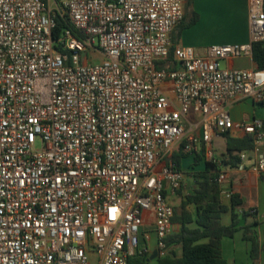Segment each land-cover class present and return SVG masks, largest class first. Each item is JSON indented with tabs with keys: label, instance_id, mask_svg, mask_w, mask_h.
<instances>
[{
	"label": "built area",
	"instance_id": "obj_1",
	"mask_svg": "<svg viewBox=\"0 0 264 264\" xmlns=\"http://www.w3.org/2000/svg\"><path fill=\"white\" fill-rule=\"evenodd\" d=\"M184 15L183 0H0V264H131L153 254L148 215L164 255L180 147L196 156L241 131L264 175V121L228 110L264 104V68L222 67L264 42L263 0L250 43L204 56L173 48ZM58 16L80 35L54 40ZM216 181L230 202L228 173Z\"/></svg>",
	"mask_w": 264,
	"mask_h": 264
},
{
	"label": "crops",
	"instance_id": "obj_2",
	"mask_svg": "<svg viewBox=\"0 0 264 264\" xmlns=\"http://www.w3.org/2000/svg\"><path fill=\"white\" fill-rule=\"evenodd\" d=\"M185 15L183 21H189L198 16L195 24L182 29V22L175 28L172 34L173 48L176 47H192L198 54L206 55L207 49L215 45H236L250 43V19L249 7L253 0H183ZM224 65L230 69H251L257 67L253 61V57H244L229 61H224ZM233 119L236 122L242 120L259 119L264 121V104H255L251 100L237 102L228 107ZM198 134V131L196 132ZM233 137H243L246 134L241 131L231 133ZM223 139L224 145L222 150L215 147V141ZM221 148V147H220ZM264 149V142H263ZM203 151L204 157L195 167V157L188 156L182 160L183 173L185 174V182L183 188L191 191L195 187L194 177L192 173L203 171L205 169L204 161L215 160L222 164L227 152L225 138L221 135L214 138L212 147ZM211 153V156H210ZM250 159L241 161L235 166L222 164L223 171L228 173L229 188L234 194L242 199V207L237 209L238 213L242 210H253V216L247 219L241 218L240 226L256 222L252 227L255 235L258 237L261 247L263 248L260 259L257 264H264V179L253 171L254 163L253 154ZM187 161V164L185 162ZM186 174L190 175L188 180H192V186L189 181L186 183ZM179 194V193H178ZM177 194V195H178ZM177 195L174 197L176 198ZM173 198V199H174ZM225 204L229 205V202ZM222 223L230 225L232 223V211L229 210L222 214ZM153 216H147V224L145 229L153 232ZM180 225L173 223V233L180 231ZM154 233V232H153ZM152 234H150L151 237ZM150 244V242H149ZM250 242L245 240L244 230L238 231L232 238H224L222 241V256L228 264H252L250 258ZM156 249V248H155ZM153 249L152 251H154ZM178 257L182 256V247L179 245L172 246Z\"/></svg>",
	"mask_w": 264,
	"mask_h": 264
},
{
	"label": "trees",
	"instance_id": "obj_3",
	"mask_svg": "<svg viewBox=\"0 0 264 264\" xmlns=\"http://www.w3.org/2000/svg\"><path fill=\"white\" fill-rule=\"evenodd\" d=\"M264 7V0H263ZM198 20L196 15L188 22L183 21L181 28H187L195 24ZM71 29L76 35V31L67 16L56 19V28L53 31L54 40H58L64 29ZM172 58V57H171ZM253 61L258 68H264V42L253 45ZM226 140L227 152L222 164L235 166L240 162V155L243 152L251 153L254 150V137L250 134L243 137H233L229 133L223 134ZM178 148L174 152L173 163L178 170L183 171L182 160L187 158ZM203 154H197L194 167L201 162ZM205 169L194 172L195 187L181 200L178 207H174L173 223L179 224L180 231L168 237V251L164 255H158L157 259L151 260L148 253L140 258L133 260L131 264H228L222 256V241L224 238H232L241 229L244 230L245 240L250 242V258L252 264H257L263 248L252 227L257 224L253 222L244 227L240 226L241 218L247 219L253 216V210H242L238 213L237 209L242 207L243 201L239 195L234 194L229 205L222 202L220 186L216 179L220 166L213 160L204 161ZM264 179V175L261 176ZM183 188V187H182ZM182 188L178 191L181 192ZM177 193V194H178ZM232 211V223L224 225L222 214L229 210ZM182 247V256L178 257L172 246Z\"/></svg>",
	"mask_w": 264,
	"mask_h": 264
},
{
	"label": "rangeland",
	"instance_id": "obj_4",
	"mask_svg": "<svg viewBox=\"0 0 264 264\" xmlns=\"http://www.w3.org/2000/svg\"><path fill=\"white\" fill-rule=\"evenodd\" d=\"M101 61V58H97L95 59V63L96 62H100ZM222 67L224 68L225 65L224 63H222ZM37 146H40V142H37L36 143ZM224 145V141L223 139H218L215 141V147L216 148H219V150H222V147ZM221 147V148H220ZM185 164H187V161L185 162ZM190 175L186 174V183H187V180L189 179ZM189 181V186H192L194 185L193 184V181L192 180H188ZM193 188V187H192ZM190 191H187L185 188H182L181 192L177 195L176 198L172 199V204L174 205V207H178L181 203V200L189 193ZM146 231V234H152L151 235V240H150V244H149V249L153 250L157 247V237H156V234L155 232H150V229H145Z\"/></svg>",
	"mask_w": 264,
	"mask_h": 264
},
{
	"label": "water",
	"instance_id": "obj_5",
	"mask_svg": "<svg viewBox=\"0 0 264 264\" xmlns=\"http://www.w3.org/2000/svg\"><path fill=\"white\" fill-rule=\"evenodd\" d=\"M157 257H158V249H155L154 251H153V254H152V256H151V260H155V259H157Z\"/></svg>",
	"mask_w": 264,
	"mask_h": 264
}]
</instances>
